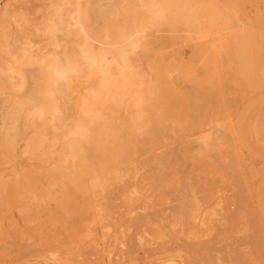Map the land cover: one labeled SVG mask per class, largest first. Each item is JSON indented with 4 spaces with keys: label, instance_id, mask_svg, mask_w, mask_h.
I'll return each mask as SVG.
<instances>
[{
    "label": "rangeland",
    "instance_id": "obj_1",
    "mask_svg": "<svg viewBox=\"0 0 264 264\" xmlns=\"http://www.w3.org/2000/svg\"><path fill=\"white\" fill-rule=\"evenodd\" d=\"M0 75V264H264V0H0Z\"/></svg>",
    "mask_w": 264,
    "mask_h": 264
},
{
    "label": "bare ground",
    "instance_id": "obj_2",
    "mask_svg": "<svg viewBox=\"0 0 264 264\" xmlns=\"http://www.w3.org/2000/svg\"><path fill=\"white\" fill-rule=\"evenodd\" d=\"M157 26H158V25H157ZM17 27H18V26H17ZM163 30H164V29H163ZM58 32H59V31H58ZM141 44H143V43H141ZM196 44H197V43H196ZM151 49H152V48H151ZM192 50H193V49H192ZM84 51H86V50H84ZM81 52H83V50H82ZM87 52H88V51H87ZM151 52H152V51H151ZM46 54H47V53H46ZM140 54H141V53H140ZM83 55H84V54H83ZM165 56H166V55H165ZM165 56H164V57H165ZM168 56H170V53H169ZM179 56H180V53H179ZM80 57H81V56H80ZM93 57H94V56H93ZM145 57H146V56H145ZM59 58H60V57H59ZM175 59H176V58H175ZM129 60H130V59H129ZM52 61H53V60H52ZM130 61H132V60H130ZM61 62H62V61H61ZM132 62H134V61H132ZM51 63H52V62H51ZM57 63H58V62H57ZM88 63H89V62H88ZM91 63H92V62H91ZM127 63H128V62H127ZM142 63H143V62H142ZM59 64H60V63H59ZM128 64H130V62H129ZM135 64H136V63H135ZM124 65H125V64H124ZM137 65H138V64H137ZM137 65H135V66H137ZM64 66H65V65H64ZM81 66H82V65H81ZM125 66H126V65H125ZM138 66H139V65H138ZM92 67H93V66H92ZM92 67H89V65H88V66L85 67V68H90V69H91ZM128 67H129V66H128ZM52 69H53V68H52ZM92 69H93V68H92ZM200 69H201V68H200ZM69 70H70V69H69ZM201 70H202V69H201ZM140 71H141V70H140ZM66 72H67V71H66ZM77 72H79V71H77ZM86 72H88V71L86 70ZM119 72H120V70H119ZM147 72H148V71H147ZM50 73H51V72H50ZM57 73H58V72H57ZM141 73H142V72H141ZM55 74H56V73H55ZM137 74H140V73H137ZM47 75H48V74H47ZM72 75H73V74H72ZM104 75H105V74H104ZM0 76H1V75H0ZM53 76H55V75H53ZM86 76H88V75H86ZM114 76H115V75H114ZM114 76H113V77H114ZM135 76H136V75H135ZM137 76H138V75H137ZM56 77H57V76H56ZM68 77H69V76H68ZM78 77H79V76H78ZM78 77H77V78H78ZM111 77H112V76H111ZM104 78H105V76H104ZM65 79H66V78H65ZM65 79H64V80H65ZM67 79H68V78H67ZM74 79H76V77H75ZM84 79H85V78H84ZM51 80H53V79H51ZM70 80H71V79L69 78L68 81H69V82H72V80H71V81H70ZM105 80H106V79H105ZM123 80H124V79H123ZM123 80H122V81H123ZM133 80H134V79H133ZM4 81H5V80H4ZM75 81L77 82V79H76ZM99 81H101V80H99ZM56 82H57V81H56ZM73 82H74V81H73ZM78 82H79V81H78ZM78 82H77V83H78ZM80 82H81V81H80ZM87 82H89V81H87ZM16 83H17V82H16ZM54 83H55V82H54ZM83 83H84V82H83ZM121 83H122V82H121ZM134 83H135V82H134ZM49 84H50V83H49ZM59 84H60V83H59ZM73 84H74V83H73ZM122 84H123V83H122ZM71 85H72V83H71ZM111 85H112V84H111ZM134 85H135V84H134ZM134 85H131V86H134ZM69 86H70V85H69ZM98 86H100V85H98ZM116 86H117V85H116ZM48 87H49V86H48ZM75 87H76V86H75ZM79 87H80V84H79L78 88H79ZM105 87H106V86H105ZM112 87H114V86L112 85ZM122 87H123V86H122ZM134 87H135V86H134ZM49 88H50V87H49ZM80 88H81V87H80ZM132 88H133V87H132ZM65 90H66V88H65ZM123 90H124V89H123ZM60 91H61V90H60ZM63 91H64V90H63ZM67 91H68V89H67ZM67 91H65V92L68 94L70 90H69L68 92H67ZM90 92H91V91H90ZM63 93H64V92H63ZM66 93H65V94H66ZM74 93H75V91H73L72 94H71V92H70V93L68 94V98H69V96H71V95L73 96ZM85 93H86V92H85ZM199 93H200V92H199ZM65 94H64L63 96H66ZM88 94H91V93L88 92ZM75 95L78 96V94H75ZM91 95H93V93H92ZM94 95H95V93H94ZM193 95H194V94H193ZM83 96H84V94H83ZM92 97H93V96H92ZM94 97H95V96H94ZM94 97H93V98H94ZM117 97H119V96H117ZM192 97H193V96H192ZM68 98H67V99H68ZM83 98L85 99V98H87V97H83ZM93 98H92V99H93ZM121 99H122V97H121ZM54 100H55V99H54ZM58 100H59V99H58ZM69 100H70V99H69ZM72 100H73V98H72ZM190 100H191V99H190ZM207 100H208V99H207ZM86 101H87V100H86ZM82 102H85V100H83V101L81 100V103H80L81 106L83 105ZM91 102H92V101H91ZM93 102H94V101H93ZM93 102H92V103H93ZM78 103H79V101H78ZM192 103H193V102H192ZM201 103H203V102H201ZM109 104H110V103H109ZM193 104H194V103H193ZM203 104H204V103H203ZM61 105H62V104H61ZM64 105H67V104H65V102H64ZM93 105H96V103L93 104ZM198 105H199V104H198ZM67 106H69V104H68ZM83 106H84V105H83ZM60 107H61V106H60ZM61 108H62V107H61ZM67 108H68V107H67ZM84 108H85V106H84ZM84 108H82V109H84ZM86 108H87V106H86ZM111 108H112V107H111ZM200 108H201V107H200ZM38 110H39V109H38ZM198 110H200V109H198ZM44 111H45V110H43V112H44ZM61 111H62V110H61ZM76 111H77V110H76ZM72 112H73V111H71L69 114H71ZM117 112H119V111H117ZM88 113H89V112H88ZM88 113H87V114H88ZM114 113H115V112H114ZM201 113H202V112H201ZM44 114H47V113L45 112ZM44 114H43V116H44ZM76 114H77V113H76ZM80 114L83 115L84 113H81V112H80ZM87 114H86V115H87ZM94 114H96V113H94ZM198 114H199V113H198ZM88 115H90V114H88ZM88 115H87V118L89 117ZM98 115H99V114H98ZM196 115H197V114H196ZM39 116H40V115H39ZM74 116H75V115H74ZM83 116H85V114H84ZM90 116H91V115H90ZM92 116H93V119H94L95 116H94V115H92ZM103 116L105 117V115H103ZM103 116H102V117H103ZM85 117H86V116H85ZM97 117H98V116H97ZM102 117H101V118H102ZM104 117H103V118H104ZM41 118H44V117H42V115H41ZM71 118H73V117H71ZM65 119H66V117H65ZM95 119H96V118H95ZM98 119H100V118H98ZM30 120H31V119H30ZM69 120H70V119H69ZM88 120H89V119H88ZM256 120H257V119H256ZM70 121H71V120H70ZM96 121L98 122V120H96ZM106 121H107V120H106ZM106 121H105V122H106ZM103 122H104V121H103ZM116 122H117V121H116ZM110 123H111V122H110ZM110 123H109V124H110ZM89 124H90V123H89ZM104 125H106V124H104ZM107 125H108V124H107ZM251 125H252V124H251ZM29 127H30V126H29ZM45 127H46V126H45ZM123 127H124V126H123ZM261 127H263V126H261ZM46 128H47V127H46ZM117 129H118V128H117ZM119 129H120V128H119ZM45 130H46V129H45ZM46 131H47V130H46ZM112 131H113V130H112ZM29 132H30V131H29ZM84 132H85V131H84ZM105 133H106V132H105ZM111 133H112V132H111ZM114 133H116V130L113 132V134H114ZM124 133H125V132H124ZM76 134H77V133H76ZM76 134H75V135H76ZM43 135H44V134H43ZM109 135H111L112 138H116V136H114L115 134H114L113 136H112V134H109ZM79 136H80V135H79ZM117 136H118V135H117ZM123 136H124V135H123ZM105 137H107V136H105ZM49 138H50V137H49ZM80 138H81V137H80ZM112 138L109 137V140H110V139L112 140ZM117 138L119 139V137H117ZM117 138H116V139H117ZM122 138H123V137H122ZM99 139H101V138H99ZM114 141H116V140H114ZM124 141H125V140H123V141L121 142V140H120V141L117 140L116 142H117V144L120 142V143H122V144L124 143V145H125V142H124ZM74 142H76V140H73V141H72L73 144H74ZM116 142H115V143H116ZM72 143H71V145H73ZM77 143H78V142H77ZM69 144H70V143H69ZM95 144H96V143H95ZM95 144H94V146H95V149H96V146H97V145H95ZM103 144H104V143H103ZM103 144H102V145H103ZM111 144H112V143H111ZM113 144H114V143H113ZM98 145H99L98 147L100 148V147H101L100 144H98ZM166 145H167V144H166ZM119 146H121V145H119ZM127 146H128V145H127ZM130 146H131V145H130ZM98 147H97V148H98ZM104 147L106 148L105 144H104ZM109 147H110V145H109ZM135 147H136V146H135ZM143 147H144V146H142V148H143ZM75 148H76V147H75ZM105 148H104L103 151H102V150H101V151L104 152V151H105ZM123 148H124V147H123ZM126 148H127V147H126ZM87 149H88V148H86V150H87ZM106 149H107V148H106ZM128 149H130V147H128ZM136 149H137V148H136ZM172 149H173V148H172ZM96 150H98V149H96ZM99 150H100V149H99ZM99 150H98V152L95 151V153H96V152L99 153ZM113 150H114V149H113ZM174 150H175V149H174ZM174 150H173V153L175 152ZM82 151H83V150H82ZM80 152H81V151H80ZM88 152H89V151H88ZM114 152L116 153V151H114ZM114 152H113V153H114ZM139 152H142V151H139ZM171 152H172V151H171ZM107 153H108V152H107ZM125 153H126V152H125ZM89 154H90V152H89ZM93 154H94V153H93ZM105 154H106V152H104V155H103V156H105ZM118 154H120V153H117V156H118ZM168 154H170V153H168ZM179 154H180V153H179ZM209 154H210V153H209ZM214 154H215V153H214ZM222 154H223V153H222ZM229 154H230V153H229ZM77 155H79V154H77ZM80 155L82 156V154H80ZM112 155H114V154H111L110 157H111ZM126 155L128 156V154H126ZM142 155H143V153H142ZM176 155H177V153H176ZM212 155H213V154H212ZM212 155H211V156H212ZM230 155H232V154H230ZM93 156H94V155H93ZM97 156H98V154H97ZM106 156H109V155L107 154ZM106 156H105V157H106ZM119 156H120V155H119ZM211 156H210V157H211ZM213 156H214V155H213ZM110 157H109V158H110ZM113 157L115 158V155H114ZM172 157H174V156H172ZM223 157H224V156H223ZM231 157L233 158V156H231ZM109 158H108V162H109ZM114 158H111V160L114 159ZM120 158H121V157H120ZM128 158H129V157H128ZM168 158H169V155H168ZM178 158H179V157H178ZM211 158H212V157H211ZM213 158H214V157H213ZM95 159H96V158H95ZM97 159H98V157H97ZM97 159H96V161H98ZM117 159H118V158H116V159H114V160H117ZM101 160H102V159H101ZM106 160H107V159H106ZM114 160H113V161H114ZM123 160H124V159H123ZM171 160H173V159H171ZM178 160H180V159H178ZM119 161H120V160H119ZM119 161H118V162H119ZM160 161H161V159H160ZM162 161H163V160H162ZM211 161H216V160H211ZM94 162H95V161H94ZM94 162H93V163H94ZM115 162H116V161H114L113 163H115ZM209 162H210V161H209ZM219 162L222 163L221 161H219ZM95 163H98V162H95ZM95 163H94V164H95ZM119 163H120V162H119ZM210 163H211V162H210ZM90 164H91V163H90ZM98 164H99V163H98ZM110 165L112 166V164H110ZM117 165H118V164H117ZM117 165H116V166H117ZM160 165L163 166V164H160ZM220 165H221V164H220ZM227 165H228V164H227ZM95 166H96V165H95ZM114 166H115V165H114ZM93 167H94V166H93ZM164 167H165V165H164ZM99 168H102L101 165L99 166ZM95 169H96V168H95ZM97 169H98V168H97ZM127 169H128V168H127ZM129 169H130V168H129ZM174 169H175V168H174ZM93 171H94V170H93ZM98 171H99V169H98ZM98 171H97V172H98ZM173 171H174V170H173ZM216 171H217V170H216ZM175 172H176V171H175ZM98 173H99V172H98ZM172 174H173V173H172ZM168 175H169V174H168ZM199 175H200V174H199ZM232 175H234V174H232ZM232 175H231V177H232ZM236 175H238V174H236ZM122 176H123V175H122ZM179 176H180V175H179ZM224 176H225V174H224ZM239 177H240V175L238 176V179H239ZM229 178H230V177H229ZM202 179H203V178H202ZM235 179H236V178H235ZM238 179L235 180V181H234V179H233V181H234L235 183H236V181L239 182ZM124 180H125V179H124ZM240 180H241V178H240ZM213 181H214V180H213ZM227 181H228V180H227ZM183 182H184V180H183ZM229 182H230V181H229ZM240 182H241V181H240ZM240 182H239V183H240ZM254 182H255V181H254ZM181 183H182V182H181ZM230 184H231V183H230ZM237 184H238V183H237ZM213 185H214V184H213ZM231 185H232V184H231ZM228 186H229V185H228ZM182 187H183V186H182ZM182 187H181V188H182ZM220 187H221V186H220ZM238 188H239V187H238ZM121 190H123V189H121ZM177 190H178V189H177ZM123 191H124V190H123ZM164 191H165V190H164ZM175 191H176V190H175ZM239 191H240V190H239ZM251 191H252V189H251ZM240 193H241V192H240ZM252 193H253V192H252ZM253 196H254V195H253ZM249 207H250V205H249ZM0 209H1V208H0Z\"/></svg>",
    "mask_w": 264,
    "mask_h": 264
}]
</instances>
